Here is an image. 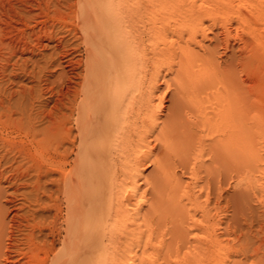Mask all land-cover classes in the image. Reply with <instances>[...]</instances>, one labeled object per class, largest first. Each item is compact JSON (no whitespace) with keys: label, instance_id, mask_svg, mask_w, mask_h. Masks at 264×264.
<instances>
[{"label":"bare ground","instance_id":"bare-ground-1","mask_svg":"<svg viewBox=\"0 0 264 264\" xmlns=\"http://www.w3.org/2000/svg\"><path fill=\"white\" fill-rule=\"evenodd\" d=\"M44 39L51 111L6 78ZM0 81V264H239L218 215L226 181L264 207V0H0Z\"/></svg>","mask_w":264,"mask_h":264},{"label":"rangeland","instance_id":"rangeland-1","mask_svg":"<svg viewBox=\"0 0 264 264\" xmlns=\"http://www.w3.org/2000/svg\"><path fill=\"white\" fill-rule=\"evenodd\" d=\"M54 30L57 29L55 28ZM209 36L211 37V39L205 41V44L209 48L212 47L216 48L218 58L219 60L222 61V63H224V61H228L230 54H232V52L236 50L235 49L236 45L234 46L231 45L229 47V50H224L221 44L219 45L218 43L217 46L216 44L217 42L213 37V33H210ZM43 43L47 44L46 48H43L41 50L43 56H41L40 54L31 56L29 53H26L19 55L20 59H18L17 57L13 58L11 60V64H9L10 66L7 69L8 75L6 76V78L12 74L11 79L13 80V83H11L10 86L12 87V89H16V90H19L20 88H26V89H32V91L35 93V90H37L38 87L40 86L44 87L47 90V92L44 93L38 99H34L36 100L34 101V103L36 104V108H37V104L39 103L38 100H45L46 104L42 108H45L46 111L49 110L51 111V109L53 110L55 103L54 99L56 97L55 96L50 97V94L57 93L58 91L61 90V88L65 90V87L64 85L63 86L61 85L62 79L59 78L61 68H57L55 66L56 63L54 65L52 63L49 64L50 56L56 58L57 57L56 53L59 50L58 49L54 50L53 41L44 39ZM66 45H67L66 48L72 46V44L70 43H66ZM76 58L84 59V56L76 55ZM15 61H17V63L13 65ZM21 64H26L25 67H23V69H25V72L21 69V67H19V65ZM77 71L81 72L82 67H80ZM75 80L78 82L81 81V79L79 78ZM2 83L5 82L2 81ZM2 83H0V86L2 85ZM169 96H170V92H168V95H166V97L164 98L163 103L165 106L169 105L170 103ZM16 98L17 97L15 96L12 100L16 101ZM165 113H166V108L164 107V110H162L161 118L164 117ZM15 116H17V114H15ZM14 165H16V163ZM6 166L7 165L4 164L1 167L4 168ZM150 169L151 166L146 169L145 173L148 172ZM51 177H55V175H52ZM32 178L30 179L31 181ZM45 187L48 189H54L55 185L49 181H45ZM28 189L29 188H27V190ZM223 194L225 197L221 200L220 203L222 211H220L218 217L222 218V221H224L223 223L224 227L227 226L226 224H229L228 225L229 230L231 228L233 232V234H231L232 232L230 230L231 232L230 233L231 236L229 235L230 239L233 238V236L237 238V240L235 237L233 240L231 239L232 240L231 243L234 241L233 244L235 247L237 246L238 248H241V252L239 251L240 253L238 252L237 253L238 255L237 254H236L237 256L235 255V259L238 261L239 264H264V207H262L258 202H256L253 199H247L250 202L247 201L245 205L243 204L241 206L242 209H240L241 213L238 212L237 214L235 213V217H234L232 201L230 200V197L233 194L232 183L229 185L227 181L223 183ZM214 200L215 197L212 196V204L214 203L213 202ZM239 214L241 216H239ZM244 244L246 245V247L244 246ZM247 244H249L250 247L247 246Z\"/></svg>","mask_w":264,"mask_h":264}]
</instances>
